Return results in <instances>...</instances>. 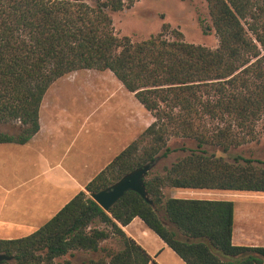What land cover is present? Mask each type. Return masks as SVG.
Instances as JSON below:
<instances>
[{
  "label": "trees",
  "instance_id": "obj_1",
  "mask_svg": "<svg viewBox=\"0 0 264 264\" xmlns=\"http://www.w3.org/2000/svg\"><path fill=\"white\" fill-rule=\"evenodd\" d=\"M136 1L0 0V123L17 129L0 130V143H28L49 87L82 69L112 71L154 117L39 229L0 238V253L14 256L1 264H56L74 251L102 253L89 264H149L151 255L123 229L135 217L187 264H264V247L232 242L233 201L164 193L264 192V160L232 153L258 140L264 119V0H206L216 48L187 42L178 30L167 37L168 24L141 41L119 36L111 13ZM175 138L183 142L173 146ZM177 152L184 154L145 178L152 203L129 190L106 211L90 196Z\"/></svg>",
  "mask_w": 264,
  "mask_h": 264
},
{
  "label": "crops",
  "instance_id": "obj_2",
  "mask_svg": "<svg viewBox=\"0 0 264 264\" xmlns=\"http://www.w3.org/2000/svg\"><path fill=\"white\" fill-rule=\"evenodd\" d=\"M62 81L92 85L95 91L86 90L85 103L77 110L61 111L57 103L48 101L47 93ZM103 108L112 112H101ZM39 120L40 130L28 143H0L3 239L27 236L44 225L154 117L112 71L82 69L62 76L49 87ZM235 192L233 198H217L234 203L232 242L264 247V192ZM123 229L151 255L149 264H187L140 217Z\"/></svg>",
  "mask_w": 264,
  "mask_h": 264
},
{
  "label": "rangeland",
  "instance_id": "obj_3",
  "mask_svg": "<svg viewBox=\"0 0 264 264\" xmlns=\"http://www.w3.org/2000/svg\"><path fill=\"white\" fill-rule=\"evenodd\" d=\"M111 15L116 33L121 37L129 36L134 41H141L151 35H156L163 30L164 24H168L167 37L175 38L173 30H178L183 34V38L187 42L205 45L210 48H216L219 45V39L213 28L206 0H138L133 6L112 12ZM91 89L95 91V87L92 85L76 84L74 81H62L55 83L49 94L47 93L48 101L57 103L61 107V111L69 108V111L73 112L80 105H84L86 90L91 91ZM104 111L110 113L112 109L103 108L101 112ZM145 129L146 127L142 128L141 126L139 135ZM0 130L12 134L17 132V129L8 123H0ZM258 134V140L242 145L234 149L232 153H240L246 157L264 160V119L258 124ZM182 142V139L175 138L171 141V144L175 146ZM189 144L191 145V142ZM183 154L182 152H177L162 158L151 170L155 173L161 172L165 166H169ZM164 193L166 197L217 199L233 198L232 194L236 192L217 189L167 187L164 189ZM109 244L111 242H108ZM101 255V252L74 251L73 254L58 258L56 264H66V261H69L70 264H89L91 259H97Z\"/></svg>",
  "mask_w": 264,
  "mask_h": 264
},
{
  "label": "water",
  "instance_id": "obj_4",
  "mask_svg": "<svg viewBox=\"0 0 264 264\" xmlns=\"http://www.w3.org/2000/svg\"><path fill=\"white\" fill-rule=\"evenodd\" d=\"M78 2L95 3L96 0H71ZM154 163H146L141 167L123 175L119 180L111 184L110 186L102 189L99 192H91L90 196L97 201L106 211H109L111 207L129 190L138 192L146 201L152 203L149 197L148 190L145 185V178L148 172L153 168ZM13 255L6 253H0V264L7 260H13Z\"/></svg>",
  "mask_w": 264,
  "mask_h": 264
}]
</instances>
